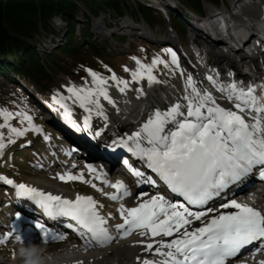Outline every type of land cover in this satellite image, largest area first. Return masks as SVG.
Wrapping results in <instances>:
<instances>
[{"label": "snow or ice", "instance_id": "obj_1", "mask_svg": "<svg viewBox=\"0 0 264 264\" xmlns=\"http://www.w3.org/2000/svg\"><path fill=\"white\" fill-rule=\"evenodd\" d=\"M165 51L170 55L171 64L178 66L176 52L171 48ZM157 63L164 62L159 57L153 58L152 65L148 66L137 61L138 70L132 73L133 79H142L146 71L149 84L156 82L151 69ZM89 72L94 88L68 89L71 93L68 98L89 113L84 117V130L91 127L93 107L98 115H103L101 97L109 104L114 103L104 87L107 81L98 73ZM207 79L230 102V107L221 106L207 89L198 88L192 77L188 76L185 95L182 97L185 103L177 102L166 111H154L139 130L116 142L155 173L171 193L183 199V202L178 199L173 203L165 196L156 194L133 207L120 204L118 211L123 223L116 224L115 228L122 237L136 229L141 230L142 237H172L175 234L170 241L160 239L147 243L145 250L153 252L155 243L157 247L153 254L163 259H144L142 264H228L230 258L237 257L246 246L257 241L264 242V210L226 195L222 197L226 202H222L218 208L206 207L231 186H239L254 174L264 180V84L244 86L236 81L220 84L212 76ZM111 80L123 85L119 88L120 92L128 87L127 81L115 75H112ZM65 99L53 97L65 109L66 121L74 125V121L70 120L68 105L63 103ZM0 115H3L7 124L14 113L0 109ZM18 115L31 121V117L24 113ZM29 127H32L31 123ZM76 130L80 129L76 127ZM9 132L16 136L24 134L16 128H9ZM4 148L0 134V153ZM87 167L90 172H95L92 165ZM129 167L133 175L144 176L140 170ZM59 179L86 182L82 173H65ZM144 182L156 184L150 176ZM6 183L12 185L13 181L7 180ZM104 183L108 181L104 180ZM110 186L117 190L108 197L113 201L131 195L120 181ZM14 187L18 197L33 201L51 219L68 217L75 221L85 250L93 244L105 246L113 240L106 227L108 220L97 210L93 197L77 195L75 200H70L24 183ZM145 195L147 193H141V197ZM194 221H199V226L191 227ZM36 227L48 236L50 229L43 223H37ZM67 227L72 228V225L68 224ZM11 236L12 232L0 236V244L6 243ZM15 238L21 239L19 235ZM51 238L63 239V236L53 234Z\"/></svg>", "mask_w": 264, "mask_h": 264}, {"label": "rangeland", "instance_id": "obj_2", "mask_svg": "<svg viewBox=\"0 0 264 264\" xmlns=\"http://www.w3.org/2000/svg\"><path fill=\"white\" fill-rule=\"evenodd\" d=\"M141 1L143 0H131L129 11L120 16H112V19L109 18V14L107 15V17H105V15H102L101 17H96L89 23L87 22L86 17L79 16V26H76V32L79 35H82L83 30L86 28L89 32H91L90 34H92L97 40H100L104 43L103 47L107 45L106 49L107 52L110 53L111 58H103L104 62L98 69H95L99 67L98 65L100 59L98 58L94 59L92 63H90L88 66L78 64L77 61L75 59H72L71 57H67L65 60H61L60 64L62 68L54 69L52 71V75L54 77L53 85H55L53 92H51L53 95L59 94V96L66 98L64 101H68L73 104H78L75 103L73 99L68 98L71 96V93H69L68 89L70 87H75L77 89L84 87L94 88L95 85L93 84V80L89 72V70H91L92 72H96L101 77H103L107 81L104 86L108 89L109 93H114V97L112 98V95H110V97L111 99L115 100L114 102L116 105L112 106V104H109L107 102L105 103L106 106H104L106 110L109 109L111 113H114L115 107L123 109L122 106H126V103H124L123 101L124 98L122 99V97H120V94L116 93V86L114 84H111L105 77H112V75H115L120 80H127L128 82H130L133 89H137L139 86H143L141 81L134 80L132 76V73L136 71V68L138 67L137 61H139V63L142 65L148 66L152 65L153 58L155 57H159V59L164 63H157L156 65H154L151 69L152 75L156 76L158 80L163 84L169 83L171 85H178L182 83L183 78H185V75H182V73L183 71L185 72V68H188L191 64L188 63V60L183 55L177 52L179 65H172L170 62V55L165 51V49L171 47L173 48V46H171L169 43L174 42L175 34H177L176 32H182V30L186 31V33L188 34V38L187 40L183 41L182 44L180 43L181 45L177 46L178 49H181V51H185L186 53H188L191 59L195 60L198 64H201V62L202 64L204 63L202 56L193 52L192 46L194 45V34L190 29V24L192 23L188 18L189 16H191L190 14H193L192 16L199 20L201 19L200 15H204L205 12L203 14H201L200 12H192L191 9H187L181 6V2L179 0H145V6L148 7V9L151 8L150 15L151 12L153 13V15H156L154 13L156 11L161 13V20H159L160 18H157V20L151 22L150 18L145 16L144 12L140 7L141 5L139 2ZM221 2L222 4L219 6L223 9L225 8V4L236 7L245 3L244 5L246 8H256L258 11L259 9L264 10L263 0H221ZM203 9L204 11H207V9L209 11H215L217 8L216 6L208 2H204ZM170 14H174L176 16L175 20L181 22L182 25L176 27V21L169 19ZM198 16L200 18H198ZM54 21L56 28L61 31V34L49 36L50 38L47 37L44 40L43 45L39 46V52L42 54L50 52L57 46H61V44L64 42V37L67 35V22L61 19L60 17H57ZM188 21L190 22V24L188 23ZM198 28H193V31L198 32ZM151 33L153 34V37H155L153 39L165 38V41L162 42L161 40H155V42L150 36H148V34L150 35ZM120 36H122L123 38ZM50 60L54 61L53 59ZM180 62L182 63L181 65ZM16 79L17 81H14V79H9L8 77H0V109L14 113L13 117L7 121V124H5L3 115H0V125H5L4 127H0V134H2L4 144L7 141H11L16 136L15 134L9 132V128H16L20 131L26 130L29 131L30 134H38L39 136L36 135L34 138H32L30 144L26 146L34 147L35 142L43 144L42 154L38 156V158L39 160L44 162V165L39 166L38 164H35V162L30 159L28 154L27 157L24 159V163L29 169L24 171L16 170L17 172L21 171V174L20 176L18 175L15 177V180H17L15 184L24 183L28 186H31L29 183L32 181L48 182L54 185H58L59 188L63 190L65 189L73 191H82L85 194L93 196V198L97 202L99 199L103 203L106 201L104 203L106 204L107 198L104 195V190L108 191L109 189V191H111L112 189L110 187L105 189L101 188L102 184L100 183V181L96 178H93L92 174L88 171L86 172L84 168L74 169L67 166L64 172L62 171V162H60V164H57L55 162L56 159L60 158H57L55 155L52 154V149L60 151V154L63 155L64 151L71 147V144L67 142L63 134L59 132L56 128L51 129L53 130V132H55V136L48 135V137H45L44 126L42 124L38 125V120H40V118H43L45 121L50 123L52 120L55 121V118L52 113H56L54 106L57 105V103L55 101L51 102L47 99H43V105L47 106L43 107V105H39L40 102L38 103V100L36 98L30 100V97H28V92H30V90L26 86L24 82L25 80L18 75H16ZM145 81L148 80L145 79ZM14 84H16V86H22L19 87V91L16 90L17 87H15ZM102 100L105 101L104 99ZM112 108L113 110H111ZM94 112L97 113L96 109L93 107L91 115H95ZM19 113H24L25 115L31 117V121L29 122L22 116L18 115ZM116 113L114 114L116 115ZM118 113L120 114V112ZM74 115H70L72 121H76L77 117H75ZM58 121H55V123H57V125L55 124L57 127L59 125L64 130L67 129L66 127L69 125V122L66 121L65 115H62V119L61 116H59ZM29 123H31L32 125L31 128L29 127ZM37 129H39V131H37ZM70 132L71 131H69L71 139L73 137L77 142L82 141L83 145L86 148H90L87 145L88 141H85L84 137H81L83 133L77 134ZM47 141L51 143V148L48 146ZM16 145L17 142L14 143L10 148L15 146V148L23 150V146L17 147ZM75 147L81 149L82 146H80L79 143H75L69 151H66V154H73L75 151H72V149H75ZM81 150L84 151V149ZM47 158L49 160H47ZM8 160L7 162H9ZM65 173H70L71 175H80L82 173L83 179L86 182L82 183L79 180L67 182L61 181L59 179V176L64 175ZM0 177L3 178L0 179V187L2 189L1 197L2 199H4V203L0 202V210L5 218L4 220H2L3 222H0V236H3L7 233L8 227H10L9 225H11L18 217L15 219L13 218L12 221V216H8L7 211L10 209V207H14L12 201L14 195L9 193L8 187H10V185L6 183L7 178L2 172H0ZM93 185L95 187H93ZM6 192H8L9 195ZM14 192L16 193V191ZM17 200L18 197L16 196V201ZM107 207L109 208L108 210H110V207ZM9 211L12 212L13 215L17 216V213L14 212L13 209H10ZM64 240H66L65 237H63V239H59V242L55 244L41 245L40 260H42L48 252H51L53 256L59 257L61 258L60 260H62L63 249L70 247V243H72L73 241L70 239L68 241ZM9 244L10 245L6 247H0V254L6 255L7 258L10 257L12 260V264H19L17 262H14L13 256H21L19 250L21 247L26 246H24L23 244V246L19 247V244H17V246L16 243ZM4 252L5 254H3ZM21 258L24 257L21 256Z\"/></svg>", "mask_w": 264, "mask_h": 264}, {"label": "bare ground", "instance_id": "obj_3", "mask_svg": "<svg viewBox=\"0 0 264 264\" xmlns=\"http://www.w3.org/2000/svg\"><path fill=\"white\" fill-rule=\"evenodd\" d=\"M244 4L236 6L237 8L233 7L232 5L230 6L226 5L225 9L228 11V14L226 15V17L223 18V22H221L219 19L213 18L211 15H206V16L200 15L201 19L197 20L195 17L192 16L193 14H190L191 16H189L188 18L190 22L193 24V25L190 24V22L188 21V23L190 24V29L194 34V38H193L194 45L192 46V48H194L196 52L201 54L204 63L197 64L195 60L191 59L189 54L186 53L185 51L183 52V56L191 64L190 66L193 70V74L199 80L198 88L207 89L208 91H210V93L213 94V96L217 99V102L224 107H230L231 104L226 103L225 99L222 97V94L218 90V88L215 87L207 79L208 77L205 76L204 73L205 70L211 71L213 74L218 73L220 76L218 82L220 84L230 83V80H228V77H230V72L234 73L236 69H238L240 75L234 76V78H232L233 80L236 81L239 79L241 81H244L251 79L257 81L259 84H264V10L259 9L258 11L256 8L249 9L246 8ZM256 13L258 15H256ZM200 17L198 16V18ZM223 26H229L227 35H225L220 29ZM195 27L197 28L199 27L198 32L193 31V28ZM148 36H150L152 39L155 38L153 37L152 33L150 35L148 34ZM153 40L154 41L161 40L163 42L165 41V38H157ZM174 41H175V37H174ZM257 41H259L258 46L257 45L253 46L251 44L253 42L256 43ZM249 45L253 47L252 55L253 53L254 55L253 57L252 56L244 57L245 64H243L241 69L236 67L230 55L226 57V54L223 53L221 54V52L227 53L230 50H235L238 56L243 57L244 56L243 49L245 46H249ZM235 47H239V48H235ZM226 48H229L230 50ZM137 70L138 67L136 68V71ZM105 78L108 79V81L111 84H114L116 86V89L120 94V97H122V99L124 98L123 101H126V106H122L123 109L122 108L120 109L119 107L118 108L115 107L114 109V113H116L118 110H122V111H118L120 112V114L117 112L115 115L114 113L109 112L112 116H108V118L99 121H95L94 118L92 117L90 121L91 123L90 129L84 130V117L87 116V114L85 112H82L81 115L77 116L76 121H74V125L69 123L68 126L66 125L67 127L65 126L67 128L65 130L71 131L70 133L73 132L77 134L78 133L86 134V135L82 134L81 137H84V140L89 142V143L87 142V145L93 150L94 148H97L95 147L97 145L107 146L108 144H110L111 146L116 147L115 150L120 151V146H118V144L116 143L119 140L117 141V138L116 136H114L113 132L115 131V129H117L118 126H125L126 128H129L130 125L133 124V122H135L132 119L134 118L135 120H137L136 116L140 117V113L137 112V107H138L137 101L135 100H134L135 102L131 101V99H133L132 93L136 92L139 96H145L147 94V89H146L147 86H145L146 84L142 83L143 86H139L137 89H132V91H129V86H128L124 92H120L119 88L123 87V85H117L116 82L112 81L111 77L109 76H106ZM140 81H143V78L140 79ZM151 84H154V82ZM155 85L163 86L165 85V83L163 84L160 82ZM177 86L181 88L184 87L183 84L182 85L178 84ZM165 87H168V84H166ZM108 94L109 96L112 95V98L114 97V95L112 93H109V91ZM146 98L147 97L143 99ZM102 99L103 97L100 98V100ZM156 110L166 111L167 109L159 108L157 106L152 111L146 114H142L141 117L142 118L146 117V118L143 120L140 119L141 123L138 124V126H136L134 132L139 130L140 127L143 125V123L147 121L149 115ZM52 114L55 118V121L57 122L59 115L58 116L56 115L57 112ZM132 115L133 118L131 117ZM70 120L72 121L71 117ZM127 120L129 121L127 122ZM76 127H78L80 130L77 131ZM72 141L74 142V144L79 143L80 146H82L81 149H84V151L86 152L91 150L90 148H86L83 145L82 141L77 142L73 137H72ZM75 149H77V147H75ZM81 151L84 152L83 150ZM70 167L74 169L84 168L86 172L87 171L90 172L86 164H84L83 162L78 163V161H76L74 164H71ZM90 173L92 174L93 178H96L97 176L100 177L99 179L97 178L96 179L99 180L100 183L102 184L101 188L105 189L110 187L112 189L111 191H109V189L108 191L104 190V195L107 198L106 204H104L106 201L103 203L99 199L97 202L93 198L96 201L97 210L105 218L108 217L112 219V222L115 225L118 223H123V220L120 217L118 211L120 204L122 203L121 199L113 201L108 198L111 194L117 192L115 188L110 186L111 184H115L116 182H114L113 179L107 177L106 175L93 173V172ZM104 180H107L108 183L105 184ZM29 184L32 187H36L38 190H41L45 193L60 195L62 198L70 199V200H75L77 195L90 196L78 190L73 191V190L60 189L58 185L56 184L54 185L48 182L32 181ZM141 193H143V191H138V193H136L135 196H129L128 198H126V202L124 203V206L133 207L136 206L138 203L143 202V200H147L146 197L144 196L141 197ZM14 195H16L15 192ZM137 197H141V199L138 200ZM227 197L234 198L233 196H227ZM236 200L239 201L238 199ZM16 202L19 206H21L20 208L23 209L25 207L31 209L30 207L25 206L27 203L32 206L36 205L34 202L27 201L26 199L21 197H18V200ZM222 202H226V201L220 198L219 201L210 204L208 207L218 208ZM107 206L110 207V210H108L109 208ZM221 211H226V210L221 209ZM113 215H115L114 218H112ZM209 215H213V213H210ZM53 221L57 223V225L60 224L62 225L63 223H65L64 217H58ZM199 223H200L199 221H194L191 227H197L199 226ZM66 224L68 225L67 221ZM70 229H75V227L72 226V228ZM140 231L141 230L139 229L137 233H134L127 237H122L120 235L115 236L113 240L109 244H107L106 249L102 250L100 253H90L88 250H84L85 249L84 241L80 238L79 235H77L76 240H73L72 243H70L71 244L70 247L63 249L62 260H60L61 258L59 257L53 256L51 252H48L45 255V257H43V259L41 260V264H142V261L144 259H151L153 261L163 259V257H160L158 254H153L155 247H157L155 243L153 244V252L146 251L145 250L146 245L147 243H152L153 241L160 239L170 241L175 237V234L172 237H151L150 235L142 237L140 235ZM20 240L25 242V241H29L30 239L26 238L25 234H22ZM33 245H36L40 248L42 244L35 243ZM84 251H86V253H83ZM13 257H14L13 258L14 262H17L19 264L25 263L24 258H21V256L14 255ZM261 262H264V256L258 255L256 257H253L250 255H245L241 258L238 257L230 258L228 264H261Z\"/></svg>", "mask_w": 264, "mask_h": 264}, {"label": "trees", "instance_id": "obj_4", "mask_svg": "<svg viewBox=\"0 0 264 264\" xmlns=\"http://www.w3.org/2000/svg\"><path fill=\"white\" fill-rule=\"evenodd\" d=\"M179 1L185 8L201 14L204 13V1L214 6L222 4L221 0ZM144 2L145 0L139 3L145 16L150 18L151 22L157 18L161 20V13L156 11L154 13L157 16L152 12L150 15L151 8L148 9ZM130 5L131 0H0V77L17 81L16 75H18L44 93L54 81L52 71L62 68L61 60L71 57L79 64L89 65L96 58L101 60L105 57L111 58L106 49L107 45L103 47L104 43L97 40L86 28L82 35L76 32L78 18L86 17L87 22L90 23L96 17L102 15L107 17L109 14V18L112 19V16H120L128 12ZM174 16L172 14L170 18L176 21L175 25L179 27L182 24L175 20L176 16ZM57 17L67 22V35L61 46L42 54L39 52V46L43 45L44 40L49 36L61 34L54 23ZM181 33L187 40L186 31L182 30ZM16 87L19 90L22 86ZM29 138L28 134H24L15 139L25 144ZM10 145L5 146L6 152L3 154L4 160L0 168L7 166L6 158H13L16 148L11 149ZM16 151L21 157L22 152ZM14 167L11 165L9 168L13 171ZM21 169H24V166Z\"/></svg>", "mask_w": 264, "mask_h": 264}, {"label": "clouds", "instance_id": "obj_5", "mask_svg": "<svg viewBox=\"0 0 264 264\" xmlns=\"http://www.w3.org/2000/svg\"><path fill=\"white\" fill-rule=\"evenodd\" d=\"M41 249L36 246L29 244L26 247H21L19 253L25 259V264H41L40 260Z\"/></svg>", "mask_w": 264, "mask_h": 264}]
</instances>
